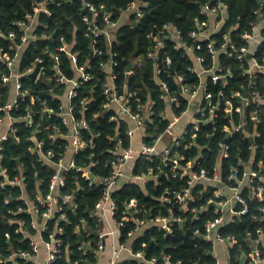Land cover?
Returning a JSON list of instances; mask_svg holds the SVG:
<instances>
[{"label": "built area", "instance_id": "1", "mask_svg": "<svg viewBox=\"0 0 264 264\" xmlns=\"http://www.w3.org/2000/svg\"><path fill=\"white\" fill-rule=\"evenodd\" d=\"M82 1V22L91 41L88 55L73 37L69 40L43 20L53 17L52 5L60 8L72 0H35L33 12L13 23L18 32L1 34L8 42L0 47V194L4 204L15 205L12 215L23 213L24 218L11 221L18 224L13 232L21 236L20 245L15 247L13 233L7 232L9 246L0 250V264H40L43 250L48 253L44 264L69 256V248L64 250L59 238L63 228L57 227L49 241L45 234L50 220L59 215L65 220V207L76 206L74 195L64 194L72 171L90 187H103L101 199L90 211L96 229L87 228V219L77 227L80 235L84 231L94 236L93 241L81 242L79 251L94 252L98 264H104L102 256H107L105 264H122L125 258L141 264H186L165 252L149 256L148 245L140 250L130 245L145 233L174 237L177 230L187 232L197 245L209 246L205 262L191 264H264V0H256L261 3L253 12L255 20L236 36L237 26L228 24L229 2L206 0L188 34L167 23L147 37V51L130 58L124 74L130 77L148 64L153 67L159 100L167 107L161 112L151 96L145 102L139 89H120L117 84L121 66L114 47L120 28L132 22L131 16L139 21L146 4L135 1L116 15L105 5ZM167 42L190 58L185 73L175 70L171 56L163 57ZM103 55L106 59L95 66L94 59ZM223 56L231 62H224ZM168 73L175 77L177 93L163 78ZM41 86L47 88L43 98L37 94ZM99 86L105 98L102 111H113V122H125L130 139L126 148L116 136L111 171L105 176L94 174L99 161L79 165L76 160L80 154L96 156L94 140L100 135L87 139L90 122L78 114L86 113ZM53 118L61 122H52ZM166 121L160 131L158 123ZM236 135L249 140L246 159L239 156L242 152L236 160L232 157L231 140ZM9 141L26 145L40 167L52 171L46 194L45 176L32 192L25 164L20 159L15 168L5 164ZM141 158L148 164L143 161L142 172L135 174ZM126 185L141 186L157 206L147 208L132 198L124 201L121 210L115 194Z\"/></svg>", "mask_w": 264, "mask_h": 264}, {"label": "trees", "instance_id": "2", "mask_svg": "<svg viewBox=\"0 0 264 264\" xmlns=\"http://www.w3.org/2000/svg\"><path fill=\"white\" fill-rule=\"evenodd\" d=\"M35 0H0V47L7 44V40L4 39L1 34H8L11 31L18 32V29L13 25L16 20H20L25 17L26 13L33 12V3ZM97 5H105L109 10L117 12L119 15V10L127 9L128 6L133 2H139L146 4L143 8V17L137 21L134 16H131L132 22L129 24H124L120 28L119 38H117V44L115 45L116 59L119 61L121 68L118 70L119 79L117 84L122 89L126 86L129 90L139 89V95L142 100L147 102L149 96L158 101L157 109L161 112L166 109V104L159 100L160 97V87L157 85L154 69L148 64L145 68L141 70H136L135 74L130 77H126L124 74V69L129 64L130 58H137L144 55L149 47L148 36L150 34H158L162 27L171 23L174 24L179 30H181L185 35L188 34L194 26V20L199 15L200 4H204L206 0H92ZM229 2V12L230 19L228 21L229 26H237V30L233 32L236 36L239 32H242L246 28L249 29V24L255 20L253 12L258 8V2L256 0H227ZM83 5L82 0H72L71 4L68 6H61L60 8L52 5L53 17L51 19H44L50 24L52 30L59 29L62 34L71 40L73 37L78 42L79 49L84 50V54L88 55L91 50V41L89 39L87 27L82 22V13L80 11ZM76 28V30H75ZM75 30V31H74ZM101 47L105 44L101 43ZM167 55L172 57L173 66L178 73H185L186 68L192 64L188 56L183 55V51H175L173 49V44L167 42V49L163 57ZM102 58L94 59L93 63L98 66L101 60L106 59V55L101 56ZM224 62H231V60H225ZM65 64H68L64 60ZM232 63H235L232 61ZM3 71L0 65V74ZM102 76V74H99ZM163 78L169 82L172 92L177 93V85L175 83V77L172 73L163 75ZM236 87V85H235ZM41 90L37 91V94L41 95L43 98L44 91L47 88L45 86L40 87ZM1 91V88H0ZM228 91V90H227ZM46 97V95H44ZM86 98V97H84ZM105 102V98L102 94V89L99 86L95 95V98L88 103V110L84 115L78 114V117H85L90 122V132L85 134L88 139L91 135H100L95 138L96 149L95 158H89L88 153L80 154L76 157L77 163L80 165L81 162L89 164L92 160L99 161V165L94 169V174L97 176L108 175L111 171L110 163L113 160V150L118 144L116 141V136L124 141V147H128L130 144V139L126 134L127 124L121 122H113L110 120L113 111H102V105ZM50 103L55 107L58 106L59 102L52 101ZM79 103V100H78ZM98 114L97 118L94 115ZM60 118H53L52 122L60 123ZM162 131L164 126L168 122L158 123ZM233 147L231 149L232 157L234 160L237 159L239 152H242L240 157L246 159L244 153L247 152L249 157V151L247 145L249 140L244 139L241 135H236L232 140ZM230 141V142H231ZM5 147V164L9 165L11 168H15L19 163L16 159H20L22 163L25 164L26 173L30 175L29 180V190L35 192L37 188V182L41 181V176H45L46 180L43 186V193L48 192L49 182L52 177V171H44L37 163V158L27 150V146H16L13 142H6ZM61 144V141L57 142V145ZM236 145V146H234ZM143 158L139 159L135 163V174L141 173V168ZM148 164V162H146ZM141 166V167H140ZM226 166V162L224 163ZM148 166L146 165L145 170L147 171ZM149 189L153 190V184L149 185ZM72 193L74 195L75 207H65L64 213L66 215L65 220L59 216H55L54 219L48 222V230L45 234V239L49 241V237L52 233H55L57 227L63 228L64 233L59 235L64 241V250L69 248V256L65 254L62 259L58 260L54 264H71L78 260H81L80 264H98V260L95 257V253L86 250L84 254L79 251V246L81 242L87 243L94 240V236L90 237L82 232L77 233V227L81 225L82 219L88 220L87 228L91 231L96 229V222L90 218V211H93L96 203L101 199L103 194V187L94 186L90 187L89 183L82 179L80 173L77 171H72L67 178V188L64 194ZM120 209H123V203L126 200L132 198H137L140 200L141 204L145 205L147 208L157 206V202L149 196L147 192L141 186L138 185H126L117 191L115 194ZM4 196L0 194V250H4L9 245L6 242L5 234L7 232L13 233L14 246L18 247L20 245L19 240L21 236L15 235L13 230L18 224H12V220H19L24 218V214L21 213L17 216H13L11 209L15 208V205L4 204ZM16 218V219H13ZM243 224V223H242ZM239 228L243 229L242 225ZM33 236L35 231L31 229ZM152 236L156 239L155 242L152 241ZM126 241V234L123 235L122 242ZM130 245L136 250H140L142 245L150 246L149 256L161 255L163 252L172 255L175 260H184L186 264H191L194 261L203 259L206 250L209 248L202 242L197 245L191 239V236L183 233L181 230H177L174 237H166L165 235L157 232L145 233V235L138 237ZM26 248L28 247L27 245ZM168 248V249H167ZM236 252H233V256H236ZM88 259V262L85 260ZM19 264H30L26 262H20ZM122 264H141L138 260L125 258Z\"/></svg>", "mask_w": 264, "mask_h": 264}, {"label": "crops", "instance_id": "3", "mask_svg": "<svg viewBox=\"0 0 264 264\" xmlns=\"http://www.w3.org/2000/svg\"><path fill=\"white\" fill-rule=\"evenodd\" d=\"M140 137L137 136L135 137L134 141L136 144H138L140 142ZM47 258H48V253L47 251L43 250L41 255H40V264H44L46 261H47ZM102 259H103V263L105 264V262H107V256H102Z\"/></svg>", "mask_w": 264, "mask_h": 264}, {"label": "water", "instance_id": "4", "mask_svg": "<svg viewBox=\"0 0 264 264\" xmlns=\"http://www.w3.org/2000/svg\"><path fill=\"white\" fill-rule=\"evenodd\" d=\"M258 3H261V2H260V1H258ZM56 32H57V31H55V33H56ZM117 139H118V138H116V141H117ZM17 161H18V160H17ZM147 251H148V248H147Z\"/></svg>", "mask_w": 264, "mask_h": 264}, {"label": "bare ground", "instance_id": "5", "mask_svg": "<svg viewBox=\"0 0 264 264\" xmlns=\"http://www.w3.org/2000/svg\"><path fill=\"white\" fill-rule=\"evenodd\" d=\"M141 167V166H140Z\"/></svg>", "mask_w": 264, "mask_h": 264}]
</instances>
